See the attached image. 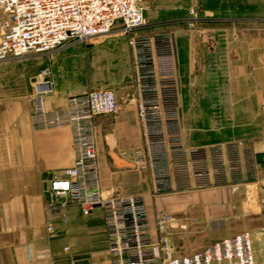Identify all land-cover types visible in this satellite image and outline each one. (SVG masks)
Masks as SVG:
<instances>
[{"label":"crops","instance_id":"0c3cea01","mask_svg":"<svg viewBox=\"0 0 264 264\" xmlns=\"http://www.w3.org/2000/svg\"><path fill=\"white\" fill-rule=\"evenodd\" d=\"M240 10L248 12L245 6ZM241 21V24H253L254 32L250 34L238 27L242 32L237 38L226 39L228 114L223 112L221 95L218 98L213 95L215 83L210 75V56L194 40H172L180 104L178 136L187 150L235 149L241 159L232 173H236L232 183L244 182L242 178L247 176L252 186H260L262 190L264 21ZM90 44L86 59L85 48L76 43L67 44L49 56L50 67L60 80L71 78L75 82L84 77L87 67L95 73L85 86L70 89L53 86L44 99L47 110L64 108L69 95L92 91L94 85L116 84L119 73L109 69L118 60L121 64L122 60L130 64L133 82L128 45L123 57L107 40L93 39ZM100 78L103 81L97 83ZM33 80H29L24 95L17 90L6 94L5 75L0 69V191L2 197L7 193V201H0L1 217H24L15 231L27 239L20 242L15 263L70 264L73 260L74 264H110L101 212L97 210L83 217L75 206L60 209L48 192L50 183L60 178L59 173L72 166L71 133L68 129H32ZM113 92L118 103L117 113L97 118L95 125L104 196L141 197L146 207L149 235L154 243L165 240L171 258L200 253L214 242L234 236L208 234L204 237V233L197 232L229 213L231 202L227 184L199 190L176 188L171 193L154 195L149 173L139 169L131 159L135 151L143 148L136 107L128 101L132 91L128 96L119 89ZM214 109L218 114H213ZM205 197L212 202L197 206L195 201ZM160 212L172 216V223L162 230L157 229L154 217ZM195 233L201 234L200 237ZM249 234L254 264H264V227Z\"/></svg>","mask_w":264,"mask_h":264},{"label":"built area","instance_id":"2783aa9c","mask_svg":"<svg viewBox=\"0 0 264 264\" xmlns=\"http://www.w3.org/2000/svg\"><path fill=\"white\" fill-rule=\"evenodd\" d=\"M143 14L141 0H0V63L31 55L47 57L67 44L86 43L111 31L127 35L134 87L129 102L136 107L143 138V148L131 159L149 173L153 193L160 195L176 190L174 156L179 153L187 157L204 150L182 147L173 43L168 36L135 35L145 24ZM209 41L213 95H221L228 112L226 39L219 48L213 38ZM47 74L49 71L43 70L41 76ZM41 76L32 83V129H68L71 133L72 166L59 173L60 178L50 183L48 192L60 209L75 206L83 217L101 212L110 264H254L247 232L223 238L191 256L169 257L165 240L154 243L149 235L141 197H106L102 192L95 125L97 118L117 113L115 93L99 89L69 95L64 108L49 111L44 99L53 85L40 81ZM262 158L264 162V152ZM170 223L172 218L166 214L156 217L159 230Z\"/></svg>","mask_w":264,"mask_h":264},{"label":"rangeland","instance_id":"374dc122","mask_svg":"<svg viewBox=\"0 0 264 264\" xmlns=\"http://www.w3.org/2000/svg\"><path fill=\"white\" fill-rule=\"evenodd\" d=\"M141 5L144 9L145 24L135 35L168 36L171 40L191 39L200 44L207 54L211 43L210 38H213L214 45L219 48L222 40L237 38L238 33L242 32L238 30V27L250 34L254 32L253 24H241L239 23L242 22L241 20L256 23L264 21V0H141ZM242 6H245L248 12L242 13L240 10ZM228 21H234V23L228 24ZM95 39L107 40L112 47L115 45L118 53L123 57L128 50L127 35L123 33L111 31ZM92 40L76 44L85 48L83 51L85 59ZM49 56L31 55L18 61L0 63V69H3L5 75L6 94L17 90L24 95L29 87V80L39 78L43 70L49 71V74L41 76L40 81H49L56 88L61 86L70 89L85 86L94 76L95 72L91 67H87L84 77L75 82L71 81V78L60 80L50 67ZM43 57L45 61L42 62ZM124 61L122 60L121 64L118 60L117 64H113V67L109 69L111 72L119 73L120 78L116 84L102 85L100 83L94 85L92 91L119 89L127 96L131 91L133 94L131 67ZM102 81L100 78L96 82ZM223 112L228 114L229 111L223 110ZM213 114H218V111L214 109ZM217 123H219L218 120ZM173 159V177L177 189L199 190L224 184L229 187L231 202L229 213L213 220L210 225L206 224L204 229H199L197 232L204 233V237L208 234L236 235L243 232L252 233L264 227V191H262L264 188L260 190V186H252L250 177L245 175L242 178L244 182L232 183L236 176V173L233 175L232 173L241 159L235 149L224 148L223 151V149L213 148L188 154L187 157L177 153ZM141 170L145 171L143 168ZM226 180L227 183H225ZM1 193L2 191H0V201H7V193L5 192L4 198ZM195 202L197 206H202L204 203H211L212 199L199 198ZM1 210L0 206V264H16V250L20 242L27 239L20 237L15 229L23 222L24 217H1ZM161 213L172 218L170 214L160 212L155 214V221ZM195 235L200 237L201 234L195 233Z\"/></svg>","mask_w":264,"mask_h":264}]
</instances>
